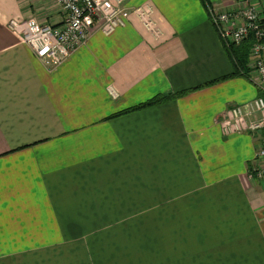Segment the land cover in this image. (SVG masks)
Instances as JSON below:
<instances>
[{
  "label": "crops",
  "instance_id": "1",
  "mask_svg": "<svg viewBox=\"0 0 264 264\" xmlns=\"http://www.w3.org/2000/svg\"><path fill=\"white\" fill-rule=\"evenodd\" d=\"M237 1L206 0L226 12ZM260 3L249 0L264 12ZM125 7L124 28L93 32L51 69L7 26L59 25L55 0H0V264H102L113 256L85 243L106 242L102 227L130 216L109 211L157 209L173 218L172 264H264V186L247 171L264 130L223 121L259 92L221 80L232 70L201 0Z\"/></svg>",
  "mask_w": 264,
  "mask_h": 264
},
{
  "label": "built area",
  "instance_id": "2",
  "mask_svg": "<svg viewBox=\"0 0 264 264\" xmlns=\"http://www.w3.org/2000/svg\"><path fill=\"white\" fill-rule=\"evenodd\" d=\"M127 0H55L60 9L62 21L59 25L38 24L26 20L20 24L10 23L7 28L27 46L33 55L51 69L62 65L77 50L84 47L91 34L99 31L109 35L123 28L130 14L124 7ZM142 18L140 8L132 9ZM219 12L208 9L207 15L221 43L226 46L240 45L250 34L255 42L249 51L251 82L259 95L245 103L232 106L225 114L231 121L232 130L239 134L257 135L264 130V12L255 8L243 11ZM262 95V96H261ZM251 176L264 186V138L259 143L252 160Z\"/></svg>",
  "mask_w": 264,
  "mask_h": 264
},
{
  "label": "rangeland",
  "instance_id": "3",
  "mask_svg": "<svg viewBox=\"0 0 264 264\" xmlns=\"http://www.w3.org/2000/svg\"><path fill=\"white\" fill-rule=\"evenodd\" d=\"M126 2L123 5L124 7ZM249 5V0H238L235 11L240 12L243 11L244 8H253ZM260 5L264 9L263 4L260 3ZM209 7L208 9L213 8H211L210 5ZM214 9L222 13L226 12L217 8ZM231 13L232 12L229 11L227 15H231ZM250 84L255 88L251 82ZM251 168L252 161L247 165V171L251 180L257 181L253 176H251ZM127 212L130 214V216H124V222L128 224L121 226L109 225L107 227H102V233L109 238L106 242L85 243L88 247L91 246L92 249H104L107 251V253H109V255L113 256V258H107V261H104L102 264H172L173 262L179 260L176 258L167 257V255L170 256L167 252L168 250L171 248L177 249L180 247L179 242H173V239H171V229L168 232L167 220L171 222L173 218L171 215L167 216V211L164 209L109 211V213H113L112 217H116V213L118 214ZM175 223L177 224V221ZM173 227L176 228V226ZM175 232L178 233L176 229ZM79 244L84 243H76V245ZM88 247H86V250ZM95 261L96 259L93 258L92 262L94 263ZM87 262L88 259H86L84 264H87Z\"/></svg>",
  "mask_w": 264,
  "mask_h": 264
},
{
  "label": "trees",
  "instance_id": "4",
  "mask_svg": "<svg viewBox=\"0 0 264 264\" xmlns=\"http://www.w3.org/2000/svg\"><path fill=\"white\" fill-rule=\"evenodd\" d=\"M201 2L203 3V6L205 7V11L207 12L208 4H207L206 0H201ZM254 42H255V39H254L253 35L250 34L249 37L246 38L245 41H243L238 46H235V45L226 46L225 44L222 43L224 53H225V55H226V57L230 63L232 71H231V74L223 77L221 80H227V79H232V78L249 80L248 79V74L250 72V69L248 68V66H249V51H250V48L253 46ZM260 43L264 46V38L261 40ZM215 83H216V81H212L211 83H207L203 86H208V85H212ZM198 89H200V88L188 89V90L181 91V92H178L175 94L158 95V96H155L152 99L146 101L145 103H142V104L137 105L135 107L123 110V111H121L115 115H112L109 118L120 117V116L129 114V113H135L137 111L149 109V108H152L154 106L164 104L165 102H168L171 100H177L179 98H183V97L187 96L188 94H190L192 92H195Z\"/></svg>",
  "mask_w": 264,
  "mask_h": 264
}]
</instances>
